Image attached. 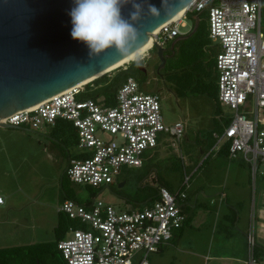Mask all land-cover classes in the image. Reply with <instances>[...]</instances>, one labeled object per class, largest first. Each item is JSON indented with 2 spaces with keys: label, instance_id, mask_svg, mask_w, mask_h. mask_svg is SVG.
<instances>
[{
  "label": "built area",
  "instance_id": "2783aa9c",
  "mask_svg": "<svg viewBox=\"0 0 264 264\" xmlns=\"http://www.w3.org/2000/svg\"><path fill=\"white\" fill-rule=\"evenodd\" d=\"M261 9L262 0H192L178 19L150 33L152 43L146 50L154 47L153 42L165 47L182 35L187 12H207L209 38L218 49L215 58L218 100L233 112L223 132L214 133V147L220 149L228 143V159L241 156L253 174L258 165L264 166V115L260 114L264 109ZM94 79L12 112L1 122L37 130L55 127L59 121L69 122L77 137V155L68 157L65 174L73 183L101 192L126 169L140 168L144 152L155 148L161 135L180 140L185 126L180 121L165 124L159 94L145 91L133 77L119 86L111 104L103 98H81L85 84H92ZM252 108L250 117L247 112ZM188 181L185 176L183 186ZM157 187L153 202L137 209H117L95 196L84 203L70 198L63 200L58 212L82 225L70 226L57 243L65 263L149 264L150 254L170 240L172 231L186 217L182 211L186 192ZM249 242L252 247L251 236Z\"/></svg>",
  "mask_w": 264,
  "mask_h": 264
},
{
  "label": "rangeland",
  "instance_id": "374dc122",
  "mask_svg": "<svg viewBox=\"0 0 264 264\" xmlns=\"http://www.w3.org/2000/svg\"><path fill=\"white\" fill-rule=\"evenodd\" d=\"M184 20L187 25L181 28V32L186 35L192 27V21L188 16ZM206 35L207 33L202 31L197 37L184 38L182 49L185 53L177 52V58L165 63L158 75L154 74L156 57L152 50L142 55L139 60L129 61H137L147 69V78L143 82V87L145 91H156L159 94L164 123L171 125L180 121L185 126L184 135L180 140L166 134L160 137V139L170 138L169 142L165 141L161 145L168 153L166 156H172L168 167H164L163 161H160V158L164 160L162 154L159 157L155 152L156 149H148L143 154V165L140 168L125 170L126 172L112 183L110 189L103 188L99 192L100 189L73 183L65 174L68 157L77 155V145L70 136L64 140L63 134L58 130L52 133L51 127H41L37 130L23 126L35 132L0 127V197L2 198L0 247L54 240L58 208L66 198L84 203L95 196L97 200H102L122 210L150 205L157 192L150 176L151 173L154 175V170L157 171L160 181L172 191L177 192L182 189L189 193L190 185L194 184L196 176L203 170L201 167L196 173L190 174L193 163L198 164L202 160L197 146L200 134L210 133L213 126L214 103L201 92V88L206 77L204 63L209 60V55L213 54L211 49L214 51L218 49L216 46L212 48L209 46L213 44L210 40L207 41ZM199 62V66H196ZM125 65L127 63L121 66ZM221 113L224 118L230 117L233 112L227 106L222 105ZM247 114L251 117L253 108ZM260 114L264 115V109H261ZM171 141L175 142V146L168 145ZM211 159H206L205 166L209 161L211 162ZM240 159L244 160L239 156L227 163L236 166ZM222 160L223 158H218L212 162ZM184 171L188 177L190 176V182L186 186H183ZM120 179L125 181L121 187L118 185ZM154 182H156L155 179ZM250 183L251 191L253 188L259 190L260 187H264V166L258 165L255 177L251 176ZM236 192L238 195H245L242 188ZM244 207V210L249 209L250 204L246 202ZM61 214L67 221V228L82 227L78 220ZM185 228L187 231V226ZM183 242L186 243L187 239ZM176 252L177 250L163 256L151 253L149 264H178L173 259L175 258L173 254ZM56 255L62 259L59 251ZM53 257L55 259L56 256Z\"/></svg>",
  "mask_w": 264,
  "mask_h": 264
},
{
  "label": "water",
  "instance_id": "95a60500",
  "mask_svg": "<svg viewBox=\"0 0 264 264\" xmlns=\"http://www.w3.org/2000/svg\"><path fill=\"white\" fill-rule=\"evenodd\" d=\"M191 1L163 0L162 3V0H148L160 12L150 14L145 5L141 18L132 22L137 30L132 51L118 55L114 49H108L89 58L87 45L70 35L69 12L74 0H0V127L35 132L1 121L12 112L32 107L106 73L108 68L143 46L150 39V33L180 11L184 12ZM130 11L131 4L121 8L125 18ZM196 26L197 21L188 35L196 30ZM188 35L178 36L172 45ZM153 46L160 61L156 68L159 73L166 63L165 47L156 42ZM138 66L142 72H147L143 65Z\"/></svg>",
  "mask_w": 264,
  "mask_h": 264
},
{
  "label": "crops",
  "instance_id": "0c3cea01",
  "mask_svg": "<svg viewBox=\"0 0 264 264\" xmlns=\"http://www.w3.org/2000/svg\"><path fill=\"white\" fill-rule=\"evenodd\" d=\"M210 42L213 44L211 39ZM165 141L169 142L170 138L160 139L153 149H156L159 157L162 154L164 160L160 158V161L164 162H162L164 167H168L172 156H166L168 153L165 147L161 146ZM215 142L214 134H200L197 146L202 160L198 164L193 163L190 174L196 173L201 167L203 170L196 176L194 184L190 185V191L186 192L187 196L182 202L187 222L173 233V237L167 243L161 244L154 254L163 256L177 250L176 254H173L175 257L173 259L178 264H264V187H260L259 190L252 187L251 191V176L255 177L251 172V166L241 159L237 161L239 166L228 164L227 161L230 159L214 147ZM168 145L173 147L175 142L171 141ZM209 158H212L211 162L205 166V161ZM218 158L223 160L212 162ZM152 174L150 176L155 187L161 183L172 191L160 181L156 170L154 175ZM184 175L188 176L185 171ZM120 180L119 184L122 182L125 184L124 180ZM241 188L245 191L243 196L236 192ZM246 202L250 207L244 210ZM250 236L256 245L253 261ZM186 239L187 242L184 243Z\"/></svg>",
  "mask_w": 264,
  "mask_h": 264
},
{
  "label": "trees",
  "instance_id": "16d2710c",
  "mask_svg": "<svg viewBox=\"0 0 264 264\" xmlns=\"http://www.w3.org/2000/svg\"><path fill=\"white\" fill-rule=\"evenodd\" d=\"M187 16L191 18L192 21V27L188 31V33L192 31L193 27L196 24V21H197V26H196V30L191 35L188 34L186 35H188L189 38L197 37L202 31H205L207 33L206 35L207 41H209L210 38H209V25H208L207 12L205 11L194 12V13L187 12ZM261 32L264 34V0H262V9H261ZM176 38L171 40L168 44H171ZM183 39L184 38L177 39L174 42V46L172 50H170L171 53L170 58L166 59V63L171 59L177 58V54H178L177 52H180L179 54L185 53L184 49H182V43H184L185 40ZM209 46L212 48L214 45L212 46L209 45ZM150 50L154 52V47H152ZM211 52H213V54L209 55V60L205 62L203 66V68H205L204 74L206 77L204 79V84L202 85L201 88L202 89L201 92L207 95L214 103V109L212 114L213 126L210 129L211 130L210 133H207L208 135H213L214 133L221 134L225 126H227L230 121V117L227 116L223 118L221 116L222 105L218 100V86H217L218 72L216 69V62H215V58L218 50L214 51L213 49H211ZM145 53L146 52L142 53V55ZM194 55L196 54L194 53ZM213 55L215 56L213 57ZM138 56H141V54ZM138 56L134 57L131 60H135ZM129 61L128 63L126 62L127 65L121 67L118 66L115 69H112L102 74L101 76L95 78L92 84L90 83L85 84V86L83 87V91L80 94V97L83 99L103 98V101H105L108 104H111L115 100L114 99L115 94L119 86L124 81H126L127 78L133 77L142 86L143 82L147 78V75L144 74L139 69L138 64L140 63H138L137 61H131V62ZM200 62L197 63L196 66H199ZM220 125L223 127L220 128L219 127ZM56 130L60 131L61 134H63L62 137L64 138V140L67 136H70L73 142L75 143L77 142L76 134L69 122L67 121L57 122V125L51 128L52 133ZM219 150L227 155L228 143H224ZM158 185H161V183H158L157 186ZM157 186L156 189L158 190ZM156 197H157V193L154 195L153 199H155ZM182 211L184 212V209ZM186 222H187V217H185L184 222L178 228H175L172 231L171 238L173 237V233L181 229L186 224ZM67 227L68 224L66 219L63 217V215L60 212H58V221H57V225L54 228V240L47 242H38L33 244L0 247V264H66L61 253L60 255L63 261L61 258H59L56 255V252L59 251V249L57 248V243L66 234V230L68 229ZM255 251H256V245L253 244L252 245V254H253L252 256L254 258L253 260H255L254 257ZM53 256H56L55 259Z\"/></svg>",
  "mask_w": 264,
  "mask_h": 264
},
{
  "label": "clouds",
  "instance_id": "9594fccd",
  "mask_svg": "<svg viewBox=\"0 0 264 264\" xmlns=\"http://www.w3.org/2000/svg\"><path fill=\"white\" fill-rule=\"evenodd\" d=\"M126 4H131L132 9L127 18L121 13ZM145 5L150 14H159L160 9L148 0H74L69 12L70 35L87 45L89 58L108 49H114L118 55L126 54L133 50L131 45L136 38L137 30L132 22L141 18ZM141 58L142 54L136 59Z\"/></svg>",
  "mask_w": 264,
  "mask_h": 264
},
{
  "label": "bare ground",
  "instance_id": "6f19581e",
  "mask_svg": "<svg viewBox=\"0 0 264 264\" xmlns=\"http://www.w3.org/2000/svg\"><path fill=\"white\" fill-rule=\"evenodd\" d=\"M183 11H180L178 14H176L171 20H174V19H178L181 15H182ZM157 30V29H156ZM154 30V32L156 31ZM151 43H152V38L150 37V39L143 45L141 46L140 48L136 49L134 52L130 53L128 56H126L124 59H122L121 61H119L118 63H116L114 66L108 68L106 71L104 72H108L112 69H115L116 67L118 66H121L123 65L124 63L128 62L129 60L133 59L134 57L146 52V50L151 46ZM98 76V75H96ZM93 78V77H92ZM91 78V79H92ZM90 80V79H88ZM88 80H85L83 81L82 83L80 84H83L85 82H87ZM78 84V85H80Z\"/></svg>",
  "mask_w": 264,
  "mask_h": 264
},
{
  "label": "flooded vegetation",
  "instance_id": "af4514ba",
  "mask_svg": "<svg viewBox=\"0 0 264 264\" xmlns=\"http://www.w3.org/2000/svg\"><path fill=\"white\" fill-rule=\"evenodd\" d=\"M173 46H174V44L172 45V43H171V44H168V45L165 46L164 55H166V59L170 58V55H171L170 50H172ZM154 55H155V57H156V63H155V66H154L153 69H154V74H155V75H158V74H160V73H157V72H156V68H157V66L159 65L160 61H159V59H158V57H157V55H156V51H155V49H154ZM146 70H147V69H146ZM159 71L161 72V70H159ZM143 73H144V72H143ZM144 74L147 75V72L144 73Z\"/></svg>",
  "mask_w": 264,
  "mask_h": 264
}]
</instances>
